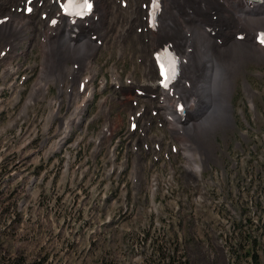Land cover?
I'll list each match as a JSON object with an SVG mask.
<instances>
[{"label":"rangeland","instance_id":"1","mask_svg":"<svg viewBox=\"0 0 264 264\" xmlns=\"http://www.w3.org/2000/svg\"><path fill=\"white\" fill-rule=\"evenodd\" d=\"M27 46L26 41L18 45L20 57L13 60L18 72L3 74L0 65V264H164L169 247L174 254L177 248L172 264H202L211 258L213 264H239L229 246L238 229L251 219L248 234L263 236L258 229L264 227V64L247 62L232 102L235 122L218 124L205 142L197 137L207 151L201 154L196 144H189L194 153L188 162L174 134L158 125L166 124V118L151 115L152 96L137 102L148 108L143 119H152L148 135L164 139L160 154L154 149L143 152L152 142L141 140V123L134 133L128 131L129 112L123 102L131 101L134 87H145L137 46L125 59L116 48H99L94 101L90 99L71 138L57 147L54 142L62 129L57 121L65 119L50 120L54 125L49 126L47 118L61 84H50L46 98L34 101L30 94L41 73L42 53L38 46L29 53ZM74 66L68 62L66 67ZM113 72L121 76L122 85L114 84L119 89L112 84ZM129 75L135 85L129 83ZM101 79L106 85L110 81L105 90L100 89ZM79 97L81 106L83 95ZM102 101L114 107L112 131L96 152L94 138L107 123V117L98 114ZM67 106L65 101L63 114ZM136 137L141 141L134 155ZM173 144L178 153L171 151ZM113 147L115 162L110 157ZM197 153L202 155L201 174L194 170ZM157 246H163V252H156Z\"/></svg>","mask_w":264,"mask_h":264},{"label":"bare ground","instance_id":"2","mask_svg":"<svg viewBox=\"0 0 264 264\" xmlns=\"http://www.w3.org/2000/svg\"><path fill=\"white\" fill-rule=\"evenodd\" d=\"M26 1L0 0V17H9V21L0 26V65L4 66L6 74L11 75L19 70L13 64V60L20 57L17 54L20 50L18 45L28 42L26 49L29 53L38 46L42 53L41 73L30 95L34 97V101L45 99L50 84L64 83L67 80H73L76 84L85 81L90 85L81 106V97L76 92L54 97L50 103V106L55 105L60 111L67 101L68 106L76 108L83 115L94 95V81L97 77L94 73L99 74L94 60L100 52L99 48L102 46L105 51L116 48L117 55L125 59L127 51L137 46L136 56L144 61L142 72L146 88L134 87L130 93L131 101L122 100L123 107L130 117L135 116L142 124L144 129L141 140L159 144L162 139L148 135L152 119L142 117L143 114H148V108L133 104L140 97L155 95V102L151 107L166 118V124L162 123L180 142L182 153L188 162H191L194 153L188 150V146L194 143V139L182 127L190 125L205 142L218 124L229 126L234 123L232 102L237 78L244 72L248 61L264 64V47L256 42L259 33L264 32V27H259L264 26V0H162L163 10L157 31L149 29L146 21L151 0H124L128 2L126 8H123V0H91L96 7L95 15L75 24L70 20H59L54 27L50 26V21L58 12L57 0H35L32 2L34 12L30 16H25L18 10L22 5L25 8ZM39 2H42L41 6ZM144 4L148 5L146 9H143ZM45 13L48 18L42 19ZM140 27L144 28L141 34L137 31ZM95 34L102 40L101 46L93 42L91 36ZM239 34L244 35L243 40L237 38ZM167 44H172L185 61L182 68L185 82L172 87L173 96L160 89L161 80L155 65V56ZM7 48L9 50L3 57L1 52ZM68 62L75 66L66 67ZM79 65L80 69L76 70ZM112 77L114 84L122 85L120 74L113 72ZM128 81L135 85L132 75L128 76ZM188 82L190 87L187 86ZM102 84V87L106 86V82L102 81ZM246 88L251 92L252 105L255 106L254 92L249 84ZM137 91L143 94L138 95ZM180 100L187 105V112L183 115L177 111ZM152 101L151 98L146 102ZM103 102L100 113L107 117L106 125L111 127L110 116L114 107L103 105ZM49 118L56 121L62 119V116L60 112L53 110ZM66 121L67 118L61 124L64 125ZM74 126L70 124L69 128ZM106 140L108 137L100 133L96 139V152L101 150ZM139 140L136 139L134 147ZM62 144L63 141H60L59 146ZM135 148L134 151L138 149ZM206 151L207 148H201L198 143L196 152L203 154ZM201 154H196L198 162L194 164V170L198 174L202 172ZM136 159L139 170L144 175L142 155Z\"/></svg>","mask_w":264,"mask_h":264},{"label":"trees","instance_id":"3","mask_svg":"<svg viewBox=\"0 0 264 264\" xmlns=\"http://www.w3.org/2000/svg\"><path fill=\"white\" fill-rule=\"evenodd\" d=\"M238 230V232H240L238 233V236L232 238L235 241L236 247L232 244H229L233 259L236 258L239 264H263V257L258 252V247L261 245V238L248 234L251 231H246L244 225L242 229ZM258 231H260L264 236V227L259 228ZM154 242H158L157 239ZM154 244L155 243H153V245ZM154 250L161 253L163 252L164 247L157 246V249ZM166 252L170 253V249H166ZM167 256L168 257L165 258L166 262L164 260L162 261L164 264H170V254ZM182 256H180V258H182ZM153 261L155 260L153 259ZM181 263L182 262H179V264Z\"/></svg>","mask_w":264,"mask_h":264},{"label":"snow or ice","instance_id":"4","mask_svg":"<svg viewBox=\"0 0 264 264\" xmlns=\"http://www.w3.org/2000/svg\"><path fill=\"white\" fill-rule=\"evenodd\" d=\"M29 6L25 9L26 11H31L30 0H28ZM154 7L156 6V0H153ZM65 11L76 10L77 14H82L83 9L90 8L91 4L89 0H67V3L63 5ZM55 23V21H53ZM261 42L264 43V34L261 36Z\"/></svg>","mask_w":264,"mask_h":264},{"label":"flooded vegetation","instance_id":"5","mask_svg":"<svg viewBox=\"0 0 264 264\" xmlns=\"http://www.w3.org/2000/svg\"><path fill=\"white\" fill-rule=\"evenodd\" d=\"M182 129L189 134L190 136H192V138L194 139V143L198 146V140L197 137L198 135L192 130V128H190V125L188 126H184L182 127ZM206 262V261H205Z\"/></svg>","mask_w":264,"mask_h":264}]
</instances>
